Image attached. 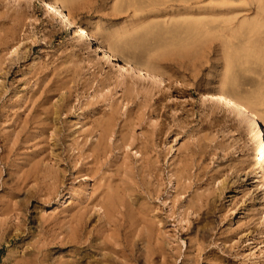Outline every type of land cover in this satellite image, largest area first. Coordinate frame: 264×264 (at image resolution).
<instances>
[{
  "label": "rangeland",
  "instance_id": "1",
  "mask_svg": "<svg viewBox=\"0 0 264 264\" xmlns=\"http://www.w3.org/2000/svg\"><path fill=\"white\" fill-rule=\"evenodd\" d=\"M50 2L60 6L75 26L86 27L90 41L80 44L57 18L41 8L38 0H0V264H17L22 257L28 258L26 250L30 251L43 235L39 233L40 224L63 220L69 205L78 202V194L92 192L94 180L73 181L76 174L68 167L66 156L76 155L71 144L77 137L82 143L85 134L89 136L88 145L93 139L97 143L102 133V148L109 153L106 168L104 164L106 176L117 174L112 178L127 191H131L129 184L134 185L131 181L145 180L140 169L146 160L153 161L158 182L147 176L144 184L148 188L153 181L150 188L155 186L156 192L159 185L157 195L151 199L142 196L143 190H139L141 198L140 192L129 193L140 205L156 206L161 228L167 235H177L174 264H264L261 144L233 111H225L204 96L207 90L226 93L264 130V0H195L190 7L178 0ZM95 42L103 44L118 60L102 59ZM120 58L163 80L160 83L157 78L123 71ZM35 101L43 106L39 110L42 118H48L49 129L43 137L38 134V140L28 143L29 134L35 132L33 124L20 137L16 136L17 125L34 116ZM109 142L113 144L111 150ZM42 170L47 177L49 173L58 174L63 182L59 194L49 200L42 193L37 195L43 199L32 195L40 186H45L39 189L45 194L46 181L52 183ZM63 170L68 171L65 177ZM124 172L136 178L129 181ZM21 176L28 181V188L24 186L20 192ZM25 216L31 234H35H23L19 240L11 224ZM184 216L193 217L188 222ZM57 251L52 247L50 264L81 258L75 250ZM160 260L168 264L167 257Z\"/></svg>",
  "mask_w": 264,
  "mask_h": 264
},
{
  "label": "bare ground",
  "instance_id": "2",
  "mask_svg": "<svg viewBox=\"0 0 264 264\" xmlns=\"http://www.w3.org/2000/svg\"><path fill=\"white\" fill-rule=\"evenodd\" d=\"M41 4V8L49 15L57 18V20L59 21V24L62 25L70 34L72 37L76 38L78 40V42L80 44H85L88 41H90L89 38V33L86 27H77L75 26V24L71 21V19H69V15L65 14L64 11L62 10V8L60 6H58L55 2H50L47 0H38ZM53 1V0H52ZM169 1H177V0H169ZM181 2H185L187 6L190 7V4H192V1L194 2L195 0H178ZM203 1V0H202ZM168 3V2H167ZM200 3V2H199ZM172 4V3H171ZM184 5V3L182 4ZM193 5V4H192ZM191 5V6H192ZM264 5V4H263ZM169 6V5H168ZM181 6V5H179ZM183 7V6H182ZM193 7V6H192ZM262 7V6H261ZM184 8V7H183ZM194 8V7H193ZM198 8V7H197ZM205 8V7H204ZM230 8V7H229ZM264 8V6H263ZM151 9V8H150ZM153 9V8H152ZM158 10V8H156ZM195 9V8H194ZM227 9V8H226ZM156 10V11H157ZM184 10V9H183ZM186 11V10H184ZM214 11V10H213ZM144 12H146L144 10ZM191 12V11H190ZM198 12V11H197ZM232 12V11H231ZM153 13V11H152ZM260 14V13H259ZM146 15V14H145ZM259 18V17H258ZM262 20V19H261ZM260 20V21H261ZM257 21V20H256ZM255 23V21H254ZM236 25V24H235ZM82 26V25H81ZM238 31V30H237ZM227 35V34H226ZM229 35V34H228ZM230 36V35H229ZM200 37V36H199ZM195 38V37H194ZM72 40V39H71ZM196 42V41H195ZM103 45V44H101ZM100 44L95 42V46H96V51L99 52L100 54L103 55L102 59L114 62L116 60H118V58L112 54L109 50L105 49L104 47H102ZM260 47V46H259ZM250 49V48H249ZM81 52V51H80ZM229 55V54H228ZM107 61V62H108ZM120 64H122L121 69L123 71H131V72H135L137 74V76L141 77V78H157L160 83L163 79L160 78V76H156L155 74L147 71V70H143V69H139V68H134L132 65H130L127 61H125L124 59L120 58L119 59ZM260 62V61H259ZM133 75V74H132ZM159 77V78H158ZM138 78V77H137ZM169 79V77H168ZM157 80V81H158ZM149 83V82H148ZM213 91V90H212ZM215 91V90H214ZM207 94H205L204 92V96L209 97V99H211L213 102L218 103L221 108H223L225 111L227 112H232L233 111V115L235 116V118L245 124L247 126V132L249 133H254V136H256L257 140L260 142L261 144V156H262V162L264 164V130L257 126V124H255L252 120V118H250L248 116V114L246 113V110L243 109L242 107H240V105H238V103L236 101H234L230 96H228L226 93L223 92H216L215 93H208V90L206 91ZM36 96V95H35ZM34 96V97H35ZM239 97V96H238ZM33 98V97H32ZM47 97H43L44 100H46ZM241 98V97H240ZM31 99V98H30ZM37 99V97L35 98V100ZM43 100V101H44ZM32 101V100H31ZM30 101V102H31ZM41 101V100H40ZM47 101V100H46ZM210 102V101H209ZM32 103V102H31ZM30 103V104H31ZM44 103V102H43ZM46 103V102H45ZM211 103V102H210ZM40 103L35 101L33 102V107H32V113H34V116H31L29 119V116L26 118H24L25 121H23L22 124L17 125L16 129L18 131V134L16 135L18 137V135L22 134L23 132H25L26 128L29 126L32 127V124L34 126V130L35 132H31L29 140L28 141L26 139V141H28V143H30L31 141H35L38 140L40 137L38 136V134L43 137L44 134L48 131H46L47 129H49V124L47 123L48 118L44 119L42 118L40 110V107H43L41 105H39ZM262 105V104H261ZM32 106V104H31ZM29 106V107H31ZM263 106V105H262ZM29 110V109H28ZM31 110V109H30ZM45 110V109H44ZM20 111V108H19ZM47 112V111H46ZM50 112V111H49ZM51 113V112H50ZM6 113H4L5 115ZM31 114V113H30ZM46 114V113H45ZM3 115V117H4ZM21 115V114H20ZM52 115V114H51ZM58 115V114H57ZM6 116V115H5ZM45 116V115H44ZM49 116V115H48ZM46 116V117H48ZM19 117V116H18ZM17 117V118H18ZM11 118V117H9ZM16 118V120H17ZM52 118V117H51ZM50 118V119H51ZM6 119V118H4ZM8 119V118H7ZM19 120V119H18ZM218 120V119H217ZM246 120H247V124H246ZM11 121V120H10ZM51 121V120H49ZM5 122V121H4ZM15 123V120L14 122ZM50 123V122H49ZM52 123V121H51ZM16 124V123H15ZM19 124V122H18ZM1 125V124H0ZM51 125V124H50ZM55 125V124H54ZM262 125V124H261ZM15 126V125H14ZM264 126V125H263ZM16 128V127H15ZM223 128V127H222ZM32 129V128H31ZM32 129V130H33ZM54 129V128H53ZM33 130V131H34ZM51 130V129H50ZM15 131V129H14ZM29 133V129L27 131ZM100 132V131H99ZM98 132V133H99ZM232 132V131H231ZM77 133V132H76ZM75 133V134H76ZM110 133V132H109ZM53 134V133H52ZM57 134V133H56ZM74 134V135H75ZM103 134V133H102ZM101 134V138L98 139L97 143H93L91 140V143L87 145V141H88V137H83V141H85V143L82 141L79 142L78 139H80V137H77L78 139H75L76 141L73 142L75 143L74 145L71 144L72 146H74V149L77 150L76 155L73 157L71 155H67L66 160H68V167L71 169H73V172H75L76 177L74 176L73 181H76L78 179L84 178V179H91L94 180V185H93V190H91L92 192L89 195H81L79 196L78 194V202L75 204V202L73 203V206L69 205L70 208L68 209V214L66 217H64V219H53L52 221H45L42 222L39 226V228L41 229V231L39 233L40 236L42 235V237H38L35 245L32 244L31 250H26L28 252V258L21 259L20 262H17V264H50V260H52L50 252L52 250V247H54L55 249H58L57 252L62 253L64 251H68V249H70L71 251H76L77 253L80 254L81 258L80 259H76V260H72V261H67L63 264H159L160 262L163 264V260L160 259H164L167 257L168 258V264H174L177 258V251L178 248L176 247V234H172L171 235H167V232L164 231V228H161V221H160V217H159V213H156V206L152 207V205L146 203L147 201H145L146 204H138L137 201L134 199L133 195H135L136 193L139 194L138 192H140L139 190H143V192L145 193V195L140 192V195L144 196L146 198H151L154 199L155 194L157 195L158 193V187L157 188V192L155 190V186L153 187L155 190V192H153V190H151L152 188H150L151 184H153L151 182L147 183L149 184L148 188L145 187L146 182L144 184V181L146 180L147 176L149 177H154L156 176L155 172H154V163L150 162L149 160L145 161V164L141 167L140 172L141 175L143 174V176L145 175V180H140V182H132L131 180L135 179L136 177L132 178L129 176L131 172H124L127 174V176L129 177V181H131V183H134V185L132 184V186L129 183H125L124 185H128L131 188V191H127L126 188L121 185L116 183V181L112 178L114 175L112 174H108L109 176L111 175V177L106 176L105 170H104V164H105V168H106V161L105 158H107V151H105L102 145H104L103 143V137ZM7 135H12V134H7ZM19 135V137H20ZM27 135V134H26ZM58 135V134H57ZM77 135V134H76ZM99 135V134H98ZM3 136V134H2ZM5 138L6 135L4 134ZM13 136V135H12ZM12 136H10L12 138ZM15 136V135H14ZM13 137V138H16ZM47 136V135H46ZM69 136V135H68ZM93 136V135H92ZM22 138L24 136H21ZM49 137V135H48ZM70 137V136H69ZM94 137V136H93ZM25 138H28V136H26ZM57 138V137H56ZM68 138V137H67ZM98 138V137H97ZM96 138V139H97ZM110 138V136H109ZM19 139V138H18ZM46 139V138H45ZM55 138H52V140ZM60 139V138H59ZM90 139V137H89ZM92 139V138H91ZM121 139V138H120ZM124 139V138H123ZM8 140V139H7ZM6 140V141H7ZM23 140V139H21ZM48 140V139H47ZM46 140V142H47ZM106 140V139H105ZM109 141V139H108ZM107 141V142H108ZM8 142V141H7ZM12 142V141H11ZM16 142V141H13ZM19 142V141H17ZM24 142V141H23ZM59 142V141H58ZM35 143V142H34ZM103 143V144H102ZM110 143V142H109ZM18 144V143H15ZM38 144V142L36 143ZM34 145L37 146L38 145ZM41 144V143H40ZM128 144V143H127ZM144 144V143H143ZM20 145V144H19ZM22 145V144H21ZM70 145V147H71ZM82 145V146H81ZM111 145V143L109 144V146ZM113 145V144H112ZM112 145L111 147L108 148L111 150L112 149ZM128 146V145H127ZM154 146V145H153ZM69 147V146H68ZM123 147V146H122ZM251 146H249L250 148ZM72 148V147H71ZM121 148V147H120ZM139 148V147H138ZM35 149V148H34ZM38 149V148H37ZM122 149V148H121ZM143 149V148H142ZM70 150V149H69ZM86 150V151H85ZM14 151V149H13ZM38 151V150H37ZM150 151V149H149ZM154 151V150H153ZM39 153H41L40 151H38ZM70 152V151H69ZM68 152V153H69ZM86 152L90 153L89 155H86ZM102 152V153H101ZM104 152V153H103ZM113 152V151H111ZM110 152V153H111ZM140 152V149L139 151ZM142 152V151H141ZM156 152V151H155ZM60 153V152H59ZM65 153V152H64ZM87 153V154H88ZM148 153V152H147ZM151 154V153H150ZM55 155V154H53ZM42 156V155H41ZM62 156V155H61ZM60 156V157H61ZM86 156V158H85ZM141 156H143L141 154ZM144 156L146 157L147 155L144 154ZM143 156V157H144ZM20 157V156H19ZM35 157V156H34ZM37 157L39 158L40 156L37 155ZM47 157V156H46ZM45 157V158H46ZM52 158V156H49ZM54 157V156H53ZM59 157V156H58ZM59 157V158H60ZM64 157V156H63ZM62 157V158H63ZM111 157V156H110ZM148 157V156H147ZM156 157V156H155ZM157 158V157H156ZM50 159V158H49ZM54 159V158H53ZM51 159V162L52 160ZM104 159V160H103ZM108 159V158H107ZM159 159V157H158ZM157 159V160H158ZM33 160H35L33 158ZM41 160V159H40ZM145 160V159H144ZM152 160V159H150ZM154 160V159H153ZM38 161V160H37ZM43 161V160H42ZM55 160H53L54 162ZM104 161V162H103ZM111 161V159H110ZM141 163H142V158H141ZM50 162V161H49ZM108 162V161H107ZM139 162V161H138ZM41 162H39L38 164H40ZM64 163V160H63ZM67 163H65L67 165ZM111 162H108V164ZM137 163V161H136ZM159 163V162H157ZM156 163V164H157ZM27 164V163H26ZM45 164V163H44ZM138 164V163H137ZM153 164V165H152ZM42 165V164H41ZM40 165V166H41ZM64 165V166H66ZM124 165V164H123ZM129 165V164H127ZM125 165V166H127ZM132 167V164H130ZM129 165V166H130ZM135 165V164H134ZM140 165V164H139ZM138 165V166H139ZM28 166V165H27ZM33 166V165H32ZM39 166V169H42ZM45 166V165H44ZM59 166V165H58ZM110 166V165H109ZM124 166V168H125ZM141 166V165H140ZM35 167H37V165H35ZM123 167V166H122ZM129 167L128 169L130 170ZM46 168V166L44 167ZM43 168V169H44ZM50 168V167H49ZM48 168V169H49ZM114 168V167H112ZM110 167V170L112 169ZM123 168V169H124ZM127 168V167H126ZM140 168V167H139ZM138 168V169H139ZM28 169V168H27ZM47 169V170H48ZM108 169V168H107ZM118 169V168H117ZM122 169V170H123ZM137 169V168H136ZM156 169V168H155ZM159 169V168H158ZM181 169V168H180ZM187 169V168H186ZM264 169V166H263ZM36 170V169H35ZM34 170V172H35ZM60 170V169H59ZM109 170V171H110ZM121 170V171H122ZM126 170V169H125ZM123 170V171H125ZM133 170V169H132ZM175 170V169H174ZM37 171V170H36ZM50 171V170H49ZM47 171V172H49ZM72 171V170H71ZM108 171V170H106ZM115 171V170H114ZM113 171V172H114ZM134 171V170H133ZM138 171V170H137ZM29 172V171H28ZM33 172V171H32ZM33 172V173H34ZM41 172V170H40ZM43 170H42V174H43ZM53 173L55 171H52ZM68 172L67 170L65 171V173ZM116 172V171H115ZM136 173V171H134ZM139 172V173H140ZM171 172H174L173 170ZM26 173V172H25ZM45 173V172H44ZM64 173V170H63ZM65 173H64V177H65ZM112 173V172H111ZM120 173V171H119ZM122 173V172H121ZM129 173V174H128ZM138 173V172H137ZM179 172H177L178 174ZM184 173V172H183ZM185 173L187 174V172L185 171ZM22 174V172H21ZM41 174V175H42ZM48 174V173H47ZM73 174V173H72ZM190 174V173H189ZM188 174V175H189ZM36 175V174H35ZM45 175V174H43ZM70 175V174H69ZM117 175V174H116ZM115 175V176H116ZM123 175V174H122ZM125 175V174H124ZM123 175V176H124ZM134 175V173H132V176ZM140 175V174H137ZM174 175V173L172 174ZM192 175V174H191ZM25 175H23L24 177ZM34 176V175H33ZM47 177V175H45ZM114 176V177H115ZM121 176V175H120ZM126 176V175H125ZM142 176V178H144ZM175 176V175H174ZM22 177V176H21ZM21 178L19 181V186L18 188L21 190H23L25 187H27L26 185V179L28 178L27 176H25V178ZM48 177L50 178L51 182H47L46 181V188H45V194L44 193V188L45 186L40 188H43V190H39L40 192H37L38 190H35L33 192L34 194L32 195H37V193H42L41 196H43V198H49L54 196H57L58 193V189L59 184L61 185V182L59 180V175L54 173L53 175L49 173ZM47 177V179H48ZM127 177V179H128ZM139 177V176H138ZM148 177V178H149ZM183 177V176H182ZM193 177V175L191 176ZM37 178V177H35ZM70 178V177H69ZM73 178V177H72ZM71 178V179H72ZM121 178V177H120ZM194 178V177H193ZM18 179V178H17ZM32 178L29 176V180H31ZM39 178H37L38 180ZM41 179V178H40ZM45 179V177H44ZM46 179V180H47ZM67 179V178H66ZM119 179V177L117 178V180ZM139 179V178H138ZM152 179V178H151ZM191 179V178H190ZM199 179V177L197 178ZM123 180V179H121ZM148 180V179H147ZM157 181V178L154 179ZM182 179H180L181 181ZM195 180V178H194ZM36 181V179L34 180ZM40 181V180H38ZM43 180L41 179V182ZM67 181V180H66ZM71 181V180H70ZM72 181V182H73ZM125 181V180H124ZM143 181V182H142ZM156 181H154L156 183ZM179 181V182H180ZM192 183V179L190 180ZM197 181V180H196ZM28 182V181H27ZM31 182V181H30ZM40 182V185H41ZM118 182V181H117ZM158 182V181H157ZM178 182V183H179ZM35 183V182H34ZM121 183V182H120ZM196 183V182H194ZM159 184V183H158ZM18 185V184H17ZM39 185V184H38ZM161 185V184H160ZM185 185V184H184ZM187 185V184H186ZM191 185V184H190ZM197 184H195L196 186ZM25 186V187H24ZM147 186V185H146ZM157 186V185H156ZM38 187V186H37ZM16 187V189H18ZM28 188V187H27ZM36 189V188H35ZM92 189V188H91ZM27 190V189H26ZM29 190V189H28ZM43 191V192H42ZM19 192V193H20ZM26 193H28L27 191H25ZM24 192V193H25ZM31 192V191H30ZM74 193V191H72ZM130 193H134L133 195H131L130 193V199L127 198V194ZM160 192V191H159ZM70 194V193H69ZM128 194V196H129ZM160 194V193H159ZM30 195V194H29ZM39 196V194L37 195ZM60 196V195H59ZM195 196V195H194ZM40 197V196H39ZM77 197V196H76ZM160 197V196H159ZM199 197V196H198ZM36 197H34L33 199H35ZM41 198V197H40ZM41 198V199H43ZM57 198V197H56ZM73 195L71 197H69L70 199H73ZM136 198V197H135ZM141 198V197H140ZM158 198V197H157ZM203 198V197H201ZM207 198V197H206ZM75 199V200H77ZM137 199V198H136ZM151 199H149L151 201ZM32 200V199H31ZM47 200V201H48ZM145 200V199H143ZM148 200V199H147ZM194 200V199H193ZM192 200V202H193ZM200 200V199H199ZM205 200H208L205 199ZM30 201V200H29ZM44 201L46 202V200L44 199ZM138 201L142 202L141 199H139ZM154 201V200H153ZM151 201V202H153ZM196 200H194V204L197 203L195 202ZM198 201V200H197ZM204 201V199H203ZM210 201V200H209ZM191 202V201H190ZM206 202V201H205ZM205 202H203V204L205 205ZM208 202V201H207ZM154 203V202H153ZM202 202H199V205L201 206ZM211 203V202H209ZM75 204V205H74ZM175 204V203H174ZM183 204V203H182ZM188 208H190V203ZM6 205V204H5ZM203 205V206H204ZM193 206V204H192ZM8 207V206H7ZM187 207V205L185 206ZM195 207V206H194ZM193 207V209H194ZM197 207V206H196ZM5 208V207H4ZM158 208V206H157ZM192 208V207H191ZM205 208V207H203ZM201 208V209H203ZM186 211V208H184ZM183 209V210H184ZM199 211H201L199 209V206L197 208ZM207 209V208H206ZM7 210V209H5ZM188 210V209H187ZM204 210V209H203ZM210 210V209H209ZM9 211V210H8ZM21 211V210H20ZM23 211V210H22ZM21 211V212H22ZM26 211V210H25ZM159 211V210H158ZM189 211V210H188ZM197 211V210H196ZM196 211H194L196 213ZM27 212V211H26ZM174 212V211H172ZM191 212V211H190ZM193 212V214H194ZM203 212V211H202ZM201 212V213H202ZM206 213L208 211H205ZM7 213V212H4ZM20 213V212H19ZM188 213V212H187ZM199 212H197L198 215ZM204 213V212H203ZM174 214V213H173ZM189 214V213H188ZM5 215V214H4ZM24 215V214H22ZM181 215H185L184 213ZM187 215V214H186ZM190 215V214H189ZM195 215V216H197ZM203 215V214H202ZM206 215V214H204ZM203 215V216H204ZM3 216V215H2ZM7 216V215H6ZM16 216V215H14ZM176 216V215H175ZM5 217V216H4ZM18 217V216H16ZM22 217V216H21ZM180 217V216H179ZM191 216H189L190 218ZM193 217V216H192ZM191 217V218H192ZM198 217V216H197ZM19 218V217H18ZM181 218V217H180ZM186 219V221L189 219H187L185 216L183 217ZM22 221H20L19 223H13L11 225H13V230L16 232V237L19 240H22V235L24 234L25 236L28 234H30L31 236L34 234H31L33 232L32 228L29 227V223H28V218L27 216L21 218ZM20 219V220H21ZM197 218H195L194 220H196ZM199 219V218H198ZM196 221V223L199 221ZM15 220L18 221V219L16 218ZM179 220V219H178ZM183 220V219H182ZM184 221V222H186ZM191 221V220H190ZM188 220V222H190ZM10 222V221H8ZM7 222V223H8ZM161 222V223H160ZM181 222V221H180ZM202 222V221H201ZM6 223V224H7ZM11 223V222H10ZM9 223V224H10ZM3 224V223H2ZM1 224V225H2ZM189 224V223H188ZM191 224V223H190ZM199 225V224H198ZM3 226H8L3 224ZM2 227V226H0ZM11 227V228H12ZM197 227V225H196ZM199 227V226H198ZM4 228V227H3ZM9 228V227H8ZM7 228V229H8ZM184 228V227H183ZM6 229V228H5ZM167 229V228H166ZM2 230V229H1ZM12 230V232H13ZM208 230V229H207ZM7 231V230H5ZM4 231V232H5ZM174 231V230H173ZM172 231V232H173ZM10 232V231H9ZM180 232V231H179ZM14 233V232H13ZM38 233V234H39ZM176 233V232H175ZM178 234V233H177ZM3 235V234H2ZM12 235V234H11ZM23 235V236H24ZM176 235V236H175ZM37 237V236H35ZM16 238V239H17ZM26 238V237H25ZM24 240V239H23ZM179 241V240H178ZM24 242V241H23ZM204 243V241L202 242ZM199 246V245H198ZM201 246V245H200ZM29 247V248H30ZM202 247V246H201ZM28 248V247H27ZM204 248V247H202ZM201 248V249H202ZM207 249V248H206ZM24 250V249H23ZM203 250V249H202ZM81 251V252H80ZM15 252V251H14ZM211 253V252H210ZM18 254V253H17ZM199 254V253H198ZM25 256V254H24ZM74 256V255H73ZM197 257V256H196ZM201 257V256H200ZM19 258V257H18ZM179 258V257H178ZM159 259L160 262H156L155 260ZM180 259V258H179ZM205 260L207 259V257L204 258ZM20 260V259H19ZM18 260V261H19ZM197 260V259H196ZM57 262V261H55ZM155 262V263H154ZM160 263V264H161ZM166 263V261H165ZM164 263V264H165ZM198 263V261H196V264ZM167 264V263H166ZM195 264V263H194Z\"/></svg>",
  "mask_w": 264,
  "mask_h": 264
}]
</instances>
